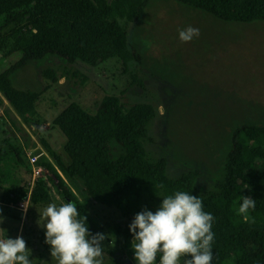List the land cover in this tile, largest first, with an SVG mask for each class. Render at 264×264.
Returning a JSON list of instances; mask_svg holds the SVG:
<instances>
[{
  "label": "trees",
  "instance_id": "obj_1",
  "mask_svg": "<svg viewBox=\"0 0 264 264\" xmlns=\"http://www.w3.org/2000/svg\"><path fill=\"white\" fill-rule=\"evenodd\" d=\"M171 1L224 22L264 21V0ZM148 2L0 0V104L2 96L22 124L32 126V111L42 91L16 88L11 75L28 61L38 60L43 47L59 34H63L62 57L69 64L80 61L97 67L116 58L126 71L129 62H141L120 21L140 18ZM10 59L13 62L9 64ZM44 75L52 83L58 80L55 71L48 70ZM154 117L151 104L125 106L116 95L103 96L94 113L70 102L51 122L66 138L62 147L65 158L40 137L39 143L50 160L42 157L37 163L51 174L61 201L74 203L86 217L90 233L103 231L100 221L89 213L90 202L120 215L123 225L110 227V231L131 260L134 253L130 251L128 225L134 215L145 208L154 212L162 198L179 190L199 196L204 211L214 217L211 264H264V123L244 122L232 128L229 148L223 156V179L214 189L204 190L196 185L197 171L170 178L164 158H148L144 143L153 141L148 127ZM24 149L21 144L5 140L0 166L11 162L30 173ZM12 178L9 173L0 174V185L7 184L2 200L17 204L27 198L28 185L11 183ZM243 196L256 200L248 222L238 214ZM49 203L52 199L45 183L36 179L28 197L26 218Z\"/></svg>",
  "mask_w": 264,
  "mask_h": 264
},
{
  "label": "rangeland",
  "instance_id": "obj_2",
  "mask_svg": "<svg viewBox=\"0 0 264 264\" xmlns=\"http://www.w3.org/2000/svg\"><path fill=\"white\" fill-rule=\"evenodd\" d=\"M120 22L141 62H129L126 71L116 58L97 67L80 61L69 64L62 57L63 34L57 35L43 47L38 60L28 61L11 75L16 88L42 91L32 111V126L17 120L1 96L0 139L5 136L26 152L46 158L38 140L41 137L65 158L66 138L52 120L70 102L94 113L103 96L116 95L125 106L148 103L154 108L155 117L148 127L153 141L144 143L151 161L164 158L170 178L197 171L196 185L214 189L224 176L223 156L232 128L244 122L264 123V21L224 22L171 0H149L140 18ZM188 26L198 28L199 36L181 42L178 30ZM48 70L55 71L57 82L44 75ZM22 172L28 174L25 167ZM51 177L47 175L46 187L52 203L59 205L62 201ZM88 209L106 235L103 264H124L128 255L110 231V227L123 225L120 215L97 203ZM42 210L28 218L26 229L38 225L40 264H56L50 248L43 245Z\"/></svg>",
  "mask_w": 264,
  "mask_h": 264
},
{
  "label": "clouds",
  "instance_id": "obj_3",
  "mask_svg": "<svg viewBox=\"0 0 264 264\" xmlns=\"http://www.w3.org/2000/svg\"><path fill=\"white\" fill-rule=\"evenodd\" d=\"M198 36L199 29L192 26L178 30L181 42H190ZM255 204L251 197H242L238 214L245 222ZM40 219L44 243L56 264H103L102 242L106 235L90 233L86 217L81 216L74 203H49ZM213 221V215L204 211L199 196L175 191L162 198L154 212L145 208L134 215L128 225L133 259L138 264H156L157 257L159 264H211ZM30 255L22 236L0 237V264H32Z\"/></svg>",
  "mask_w": 264,
  "mask_h": 264
},
{
  "label": "crops",
  "instance_id": "obj_4",
  "mask_svg": "<svg viewBox=\"0 0 264 264\" xmlns=\"http://www.w3.org/2000/svg\"><path fill=\"white\" fill-rule=\"evenodd\" d=\"M8 109L15 116L17 120H20L17 117V115L13 112L10 106L8 107ZM4 137L0 139L1 140L0 141V154H3L2 149H4L5 140H8L7 138H4ZM30 137L33 138L32 135ZM42 153H43L42 154L43 156L46 155L47 159L49 158L44 151ZM22 169H23V166L22 167L15 166V164L11 162L8 163L7 165V162L6 163L2 162L0 166V174L4 172L9 173L10 176L13 177L11 183H15L18 185H23V183H27L28 190H27L26 197H29L30 191L33 187L34 180L31 178V174L29 173L28 170H27L28 174L24 175V173L22 172ZM5 183H2L0 185V217L3 218L2 222H0V229H3V230H0V236L10 235L12 238H16L18 235L22 236V238L26 241L27 247L31 251V255L29 258L31 259L32 264H40L41 263L40 254L42 252V249H41L40 243L37 242L36 240V238L38 239V236H37L38 231H40L39 229H37L38 225L35 227L26 229V222L28 218L31 216L29 215V217L26 218V213H22L15 206L16 204H9V203L3 202L2 200L3 187L7 186V184ZM91 204H96V203L90 202L88 206ZM40 229L43 230L41 231V233L43 234L42 236H44V233H43L44 229L42 227ZM43 245H46L49 251V246L47 244H43ZM128 260H131V259L129 258Z\"/></svg>",
  "mask_w": 264,
  "mask_h": 264
},
{
  "label": "built area",
  "instance_id": "obj_5",
  "mask_svg": "<svg viewBox=\"0 0 264 264\" xmlns=\"http://www.w3.org/2000/svg\"><path fill=\"white\" fill-rule=\"evenodd\" d=\"M3 112H4V109H3L2 106H0V116L3 115ZM25 154H26V157H27L28 164L30 166L31 178L34 181L36 179H42L43 182L45 183V185L48 186L47 175H49V173H48V171L42 165H39L37 163L40 156L37 155V154H30V153H28L26 151H25ZM58 173H60V172L58 171ZM15 206L22 213H26L27 212V208L25 209V207H28V197L25 200H22V201L18 202Z\"/></svg>",
  "mask_w": 264,
  "mask_h": 264
},
{
  "label": "water",
  "instance_id": "obj_6",
  "mask_svg": "<svg viewBox=\"0 0 264 264\" xmlns=\"http://www.w3.org/2000/svg\"><path fill=\"white\" fill-rule=\"evenodd\" d=\"M125 264H138V262L137 261H135V260H127L126 262H125Z\"/></svg>",
  "mask_w": 264,
  "mask_h": 264
}]
</instances>
